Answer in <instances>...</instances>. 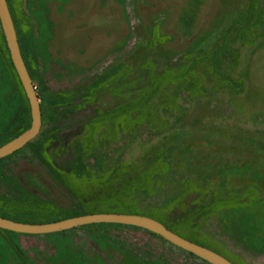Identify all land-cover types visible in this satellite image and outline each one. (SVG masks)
Instances as JSON below:
<instances>
[{
  "label": "rangeland",
  "instance_id": "obj_1",
  "mask_svg": "<svg viewBox=\"0 0 264 264\" xmlns=\"http://www.w3.org/2000/svg\"><path fill=\"white\" fill-rule=\"evenodd\" d=\"M8 2L42 130L0 160V207L35 224L128 204L264 264V0ZM1 29L0 145L31 124ZM151 47L176 72L157 98L179 100L166 125L128 86L149 79ZM0 264L207 263L145 229L92 225L0 228Z\"/></svg>",
  "mask_w": 264,
  "mask_h": 264
},
{
  "label": "water",
  "instance_id": "obj_2",
  "mask_svg": "<svg viewBox=\"0 0 264 264\" xmlns=\"http://www.w3.org/2000/svg\"><path fill=\"white\" fill-rule=\"evenodd\" d=\"M7 0H0V24L4 34L7 49L13 66L20 79L21 86L26 94L27 101L31 113V124L21 134L13 137L0 146V159L23 148L31 139L39 134L42 125V111L40 106V97L33 79L28 71L27 64L21 54L20 44L17 37L16 27ZM93 223H117L124 225H133L152 231L177 247L192 253L209 264H235L221 253L204 247L199 243L186 239V237L169 230L165 224L152 216L135 214V213H89L85 215H77L69 218H63L53 222L35 223L14 221L10 218L0 216V228L11 230L16 233H24L29 235L54 233L62 230H68L77 226H84Z\"/></svg>",
  "mask_w": 264,
  "mask_h": 264
},
{
  "label": "trees",
  "instance_id": "obj_3",
  "mask_svg": "<svg viewBox=\"0 0 264 264\" xmlns=\"http://www.w3.org/2000/svg\"><path fill=\"white\" fill-rule=\"evenodd\" d=\"M7 2H8V0H7ZM8 5H9V8H10V13H11V15H12V18H13V20H14V23H15V27H16V32L18 31V27H17V23H16V21H15V19H14V16H13V11H12V8H11V6H10V4H9V2H8ZM73 24H75V23H67V25L69 26V28L71 29H73L74 27H75V25L73 26ZM70 29H69V31H70ZM71 29V30H72ZM81 29V28H80ZM76 30V29H75ZM76 31H79V30H76ZM65 32V31H64ZM71 32V31H70ZM17 37H18V34H17ZM19 38L20 37H18V41H19V44H20V40H19ZM2 39H3V41L5 42V38L3 37V35H2ZM146 41H148V40H146ZM6 45V44H5ZM6 47H7V45H6ZM21 44H20V50H21V54H22V56H23V58H24V60H25V62H26V66H27V68H28V71H29V73H30V75H31V72H30V68H29V64H28V62H27V60H26V56L24 55V52H23V50L21 49ZM152 48V50H148L147 52H150V54L151 55H149L148 54V56H146L145 57V59L143 60L144 62L143 63H141V65H142V67H143V69H147V71H148V69H149V73H150V77H149V79L147 80V81H141V80H138V79H135V80H133L132 81V85L130 84V85H128V86H130L131 87V95L133 94V93H136V92H138L137 90H144L143 91V95H142V99H139L138 101L136 100V101H134L133 103H132V105L133 104H137V105H140L139 106V108H141V107H143V108H146V109H149L150 111H151V113H152V115L154 114V119L156 118V119H159V120H163L162 122H164V124L166 125L167 123L166 122H169V121H172V118H168L167 117V113L165 114V113H163V112H165L164 110H166V111H169V113H172V114H174V111L171 109L172 107H174V104L173 103H175V105L177 104V103H179V100L176 98H174V99H164L163 97H162V99H160L159 101L157 100V98H158V94L159 95H161L160 93H161V89H165V88H167V87H172L173 85V87H176V86H178V85H176V84H174L172 81H175L176 79H175V75H176V72H174L173 71V69L172 70H170L171 69V67H169V65L167 64L168 63V61L166 62V63H161V62H159L158 60H156V58H154L155 56H157V54H156V52H155V50L153 49V47H151ZM5 50H6V53H7V55H8V57L10 58V55L8 54V51H7V49L5 48ZM154 56H153V55ZM145 55H146V53H145ZM152 57V58H151ZM136 65V64H135ZM11 66H12V68H13V71L15 72V75H16V78H17V80H18V83H19V85L21 86V81H20V79H19V77H18V75H17V73H16V70H15V68H14V66H13V63L11 64ZM135 67V66H134ZM136 67H138V66H136ZM184 71V70H183ZM185 71H186V69H185ZM32 77V76H31ZM156 80H155V79ZM127 86V85H126ZM21 88H22V86H21ZM22 91H23V93L25 94V92H24V90H23V88H22ZM165 93H166V89H165ZM39 95V94H38ZM25 96H26V94H25ZM40 106H41V104H40ZM42 107V106H41ZM130 109H131V107H130ZM132 111V110H131ZM169 113H168V115H169ZM165 115V116H162V115ZM27 129V128H26ZM25 129V130H26ZM25 130H22L21 132H19L18 134H16L15 136H13L14 138L17 136V135H19V134H21L23 131H25ZM41 130H42V128L40 129V132H39V134L38 135H40L41 134ZM38 135H36L35 136V138L38 136ZM12 137V138H13ZM12 138H10V139H12ZM35 138H33V139H35ZM9 139V140H10ZM33 139H31L32 141H33ZM9 140H7V141H9ZM31 140L29 141V142H31ZM6 141V142H7ZM5 142V143H6ZM4 144V143H3ZM2 144V145H3ZM1 146V145H0ZM133 147L134 148H132L133 149V151L132 152H130L129 153V155H127V158L129 157H131L135 152H136V148L138 147V144H136V143H134V145H133ZM17 152V151H16ZM131 155V156H130ZM1 160V159H0ZM4 208H2V207H0V216H2V217H6V218H10V219H12V220H14V221H22V222H29L28 220H26V219H21V218H18V217H14V216H12L10 213H8V212H6L5 210H3ZM100 209V207H97V206H95V207H93V208H91L87 213H82V212H80V213H74L72 216H77V215H85V214H89V213H94V212H98V210ZM107 210H111V211H117V212H124V213H135V214H142V215H148V216H152V218H154V219H157V220H159V221H161V222H163L164 224H165V226L167 227V228H169V230H171V231H173V232H176V233H178V234H180V235H182V236H184V237H186V239H189V240H191V241H194V242H196V243H199V244H201V245H204V247H207V248H211L210 246H208V245H206L203 241H201V240H199L197 237H195V235H192V233H190L189 231H187V230H185V228L184 227H179V225L177 224V222H173V221H170L169 220V218H167V217H165V216H163V215H161L160 213H158V212H155V211H148V212H141V211H137V210H135V209H132V207L130 206V205H128V204H125V207H114V208H107ZM64 218V217H63ZM63 218H61V219H63ZM57 220H60V219H55V221H57ZM49 222V221H48ZM92 225H99V226H105V225H112V226H117V227H129V228H134V229H142V228H139V227H134L133 225H124V224H117V223H93V224H88V225H84V226H82V225H80V226H78V227H82V228H84V227H88V226H92ZM72 229H74V228H71V229H68V230H65V231H70V230H72ZM146 230V229H145ZM6 231H8V232H12L11 230H6ZM62 231H64V230H62ZM64 231V232H65ZM147 232H150V233H152V231H149V230H146ZM182 231H184V232H182ZM60 232V231H59ZM13 234H18V233H16V232H12ZM152 235H155V236H157V237H159V238H161V239H163V240H165V241H167V242H169V240H167V239H165V238H163V237H161V236H159V235H157V234H154V233H152ZM169 244L170 245H172V246H174V247H176V248H178V249H180V250H182L183 252H185L186 254H188V255H191V256H194V257H196V258H199V259H201V260H203L202 258H200V257H198V256H196V255H194V254H192V253H189V252H187L186 250H184V249H182V248H180V247H177V246H175V245H173V244H171L170 242H169ZM212 249V248H211ZM213 250H215V249H213ZM215 251H217V250H215ZM217 252H219V251H217ZM220 253V252H219ZM222 255V254H221ZM224 256V255H223ZM226 257V256H225ZM228 258V257H227ZM134 259V258H133ZM228 259H230V258H228ZM139 258H137V259H135L134 261L137 263V262H139ZM231 260V259H230ZM231 261H233V260H231ZM203 262H205L204 260H203ZM205 263H207V262H205ZM233 263H234V261H233ZM207 264H209V263H207ZM236 264V263H235Z\"/></svg>",
  "mask_w": 264,
  "mask_h": 264
}]
</instances>
